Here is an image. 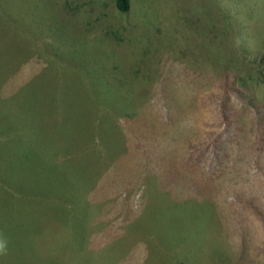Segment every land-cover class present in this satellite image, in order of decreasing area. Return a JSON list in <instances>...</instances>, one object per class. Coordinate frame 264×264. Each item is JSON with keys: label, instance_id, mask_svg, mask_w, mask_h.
<instances>
[{"label": "rangeland", "instance_id": "374dc122", "mask_svg": "<svg viewBox=\"0 0 264 264\" xmlns=\"http://www.w3.org/2000/svg\"><path fill=\"white\" fill-rule=\"evenodd\" d=\"M0 118V264H264V0H0Z\"/></svg>", "mask_w": 264, "mask_h": 264}, {"label": "trees", "instance_id": "16d2710c", "mask_svg": "<svg viewBox=\"0 0 264 264\" xmlns=\"http://www.w3.org/2000/svg\"><path fill=\"white\" fill-rule=\"evenodd\" d=\"M115 5H116V8L118 9V11L126 12L130 8V0H115ZM226 83H227V81L225 83L221 84V86H222V90H223L222 94L224 97L223 105L225 106L226 112H229L231 110V106L227 104L226 98H228L229 96H234V97H240L243 100H247L248 94L246 93V89L244 87H242L245 85L241 84V86H240L239 84H237V82H235L234 86H230V84H226ZM245 87H247V86H245ZM247 90H249L248 87H247ZM251 95L252 94L250 93V96ZM4 123L5 122H2V123L0 122V126L5 128L6 125H4ZM7 138H11V137L8 135ZM62 233L64 234L65 231H63ZM70 250L71 249L68 248V251H70ZM76 253H77V251H76ZM222 255L224 256V254H222ZM227 255H229V254H227ZM180 261H181L180 264H185L183 260H180Z\"/></svg>", "mask_w": 264, "mask_h": 264}, {"label": "clouds", "instance_id": "9594fccd", "mask_svg": "<svg viewBox=\"0 0 264 264\" xmlns=\"http://www.w3.org/2000/svg\"><path fill=\"white\" fill-rule=\"evenodd\" d=\"M4 247H5V244H4V242L0 241V250H3V249H4Z\"/></svg>", "mask_w": 264, "mask_h": 264}]
</instances>
